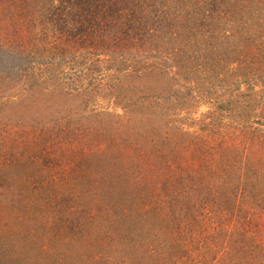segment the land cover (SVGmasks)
I'll return each instance as SVG.
<instances>
[{"label":"rangeland","instance_id":"1","mask_svg":"<svg viewBox=\"0 0 264 264\" xmlns=\"http://www.w3.org/2000/svg\"><path fill=\"white\" fill-rule=\"evenodd\" d=\"M232 1L0 0V264H264V0Z\"/></svg>","mask_w":264,"mask_h":264},{"label":"trees","instance_id":"2","mask_svg":"<svg viewBox=\"0 0 264 264\" xmlns=\"http://www.w3.org/2000/svg\"><path fill=\"white\" fill-rule=\"evenodd\" d=\"M232 1V0H231ZM252 1H254V3H257V1H260V0H234V2H233V5H234V7H237V6H240V7H242V4H244V5H247V4H249V3H251ZM117 2L118 1H115L114 3L115 4H117ZM229 1H226V3H228ZM235 156L237 157V159H238V157H239V153H236L235 154ZM239 160V159H238ZM61 260V259H60ZM59 260V261H60Z\"/></svg>","mask_w":264,"mask_h":264}]
</instances>
